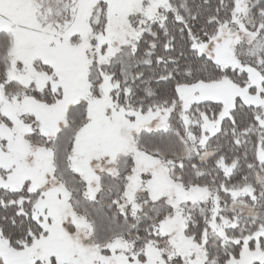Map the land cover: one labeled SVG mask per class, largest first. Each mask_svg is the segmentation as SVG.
<instances>
[{
  "label": "snow or ice",
  "instance_id": "obj_1",
  "mask_svg": "<svg viewBox=\"0 0 264 264\" xmlns=\"http://www.w3.org/2000/svg\"><path fill=\"white\" fill-rule=\"evenodd\" d=\"M0 264H264V0H0Z\"/></svg>",
  "mask_w": 264,
  "mask_h": 264
}]
</instances>
